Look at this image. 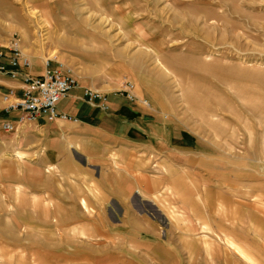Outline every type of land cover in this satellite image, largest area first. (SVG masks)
Here are the masks:
<instances>
[{
  "label": "rangeland",
  "instance_id": "374dc122",
  "mask_svg": "<svg viewBox=\"0 0 264 264\" xmlns=\"http://www.w3.org/2000/svg\"><path fill=\"white\" fill-rule=\"evenodd\" d=\"M0 46L121 100L0 111V264H264V0H0Z\"/></svg>",
  "mask_w": 264,
  "mask_h": 264
},
{
  "label": "built area",
  "instance_id": "2783aa9c",
  "mask_svg": "<svg viewBox=\"0 0 264 264\" xmlns=\"http://www.w3.org/2000/svg\"><path fill=\"white\" fill-rule=\"evenodd\" d=\"M31 60L16 46H0V75L20 81V95L15 87L2 95L6 101L4 110L19 111L18 120L34 121L38 118L48 120H75L72 116L59 112L57 102L68 95L78 85L77 78L68 69H63L61 64L51 66L49 60L44 62L41 74L28 71ZM134 85L130 81L124 83L122 93L128 100H134ZM83 97L90 103H97L102 110L107 109V96L97 89L84 88ZM147 105V101H143ZM5 131L15 130L16 127L10 120L1 123Z\"/></svg>",
  "mask_w": 264,
  "mask_h": 264
},
{
  "label": "crops",
  "instance_id": "0c3cea01",
  "mask_svg": "<svg viewBox=\"0 0 264 264\" xmlns=\"http://www.w3.org/2000/svg\"><path fill=\"white\" fill-rule=\"evenodd\" d=\"M30 60H31V64L28 67V71L33 73V74H36V75L41 74L43 72V70H44V62H43V60L40 57H38V56H31ZM19 85H20V81L18 79H12V78H9L7 76L0 75V94L6 93L9 90L10 87H15L16 88V90H15L16 94L20 95L21 91L18 88ZM85 87H89L88 84L86 82H84V81L79 79L78 80V85L75 88H73L68 93L67 96H65L64 98L60 99L57 102V106L56 107H57V110L59 112L66 113V114L72 116L73 118H75V120H72V121L64 120V122H67V123H70V124H74V125L82 127V128H90V127L91 128H93V127L96 128V126H98V125L97 124L93 125L92 123L96 122L98 116L100 118L103 117V113L102 112L105 111V110L100 109V107H99V105L97 103L92 104V103L88 102L83 97V89ZM106 102H107V109L106 110L111 109L112 111H115V110H117L119 108L121 100H120V98H117V97H114V96H110L109 98L107 96V101ZM5 106H6V101H4L2 99V97L0 96V111L1 110L4 111L6 113V115L8 116V118H9V119L5 118V119H2V120L7 121V120H10V118H12V119L14 118L15 119V118L18 117L19 111L15 110V111L6 112L4 110ZM98 124H100V123H98ZM96 139H98V138H96L95 136L91 137L90 139L88 137H85V138H82L81 140H79V144L88 143V142L93 141V140L97 141ZM112 139H116V138L113 137ZM81 146H82V144H81ZM125 149H127V148H125ZM127 151L129 152L128 156H132V154H134L132 152V150L131 151L127 150ZM115 153L119 154V151L115 150ZM135 154H137V153H135ZM19 157L22 158L21 156H19ZM126 173L132 175L130 171H126ZM134 184L139 189L144 187V184L141 181L137 182V181H135V179H134Z\"/></svg>",
  "mask_w": 264,
  "mask_h": 264
},
{
  "label": "bare ground",
  "instance_id": "6f19581e",
  "mask_svg": "<svg viewBox=\"0 0 264 264\" xmlns=\"http://www.w3.org/2000/svg\"><path fill=\"white\" fill-rule=\"evenodd\" d=\"M207 249V248H206Z\"/></svg>",
  "mask_w": 264,
  "mask_h": 264
}]
</instances>
